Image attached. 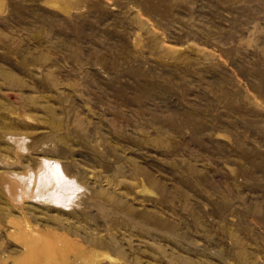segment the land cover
Listing matches in <instances>:
<instances>
[{
    "label": "rangeland",
    "instance_id": "rangeland-1",
    "mask_svg": "<svg viewBox=\"0 0 264 264\" xmlns=\"http://www.w3.org/2000/svg\"><path fill=\"white\" fill-rule=\"evenodd\" d=\"M44 1L0 0V264L22 215L51 264H264V0ZM43 171L72 213L13 206Z\"/></svg>",
    "mask_w": 264,
    "mask_h": 264
},
{
    "label": "bare ground",
    "instance_id": "bare-ground-1",
    "mask_svg": "<svg viewBox=\"0 0 264 264\" xmlns=\"http://www.w3.org/2000/svg\"><path fill=\"white\" fill-rule=\"evenodd\" d=\"M44 3L46 6L59 11H64L67 8V0H45ZM224 136L226 135L218 134L219 138H223ZM14 140L15 142L13 143H16L18 148H23V143L20 139L14 138ZM52 182H54L53 185ZM49 184L52 186H48ZM7 186V191H10L9 193H11V197L14 200L13 206L16 208H19V206H16V203L20 205L28 198H32V200L34 199L54 209L69 210L74 194L67 186L59 185L58 175L53 172L51 173V171L49 173L48 171L47 173L43 171L42 175L32 172L29 177L26 174L24 178L16 177V175L9 176ZM28 201L31 202L29 199ZM6 223L10 225V230L7 231L8 236L16 239V243L23 247V252L19 255L7 257L13 261V264H41L43 262V264H51L61 256L64 260H68L65 253L67 247L65 250L63 249L67 244L63 236L48 237L40 228L32 223L28 216L24 215H22V218L10 216L6 219ZM58 250L64 251L56 252Z\"/></svg>",
    "mask_w": 264,
    "mask_h": 264
},
{
    "label": "crops",
    "instance_id": "crops-1",
    "mask_svg": "<svg viewBox=\"0 0 264 264\" xmlns=\"http://www.w3.org/2000/svg\"><path fill=\"white\" fill-rule=\"evenodd\" d=\"M81 193V192H80ZM79 194V193H77ZM78 199L74 200V203L75 201H77ZM72 207V211L74 210V206H71ZM69 210L68 212L72 213V211ZM63 228V227H62ZM41 231L44 233V234H48V236H56V235H61L63 237H65L64 239H66V246L63 247V249L65 250L66 247H67V250H65L66 252V255H67V258H68V252L72 253L70 254L69 256V262H73L75 259L74 257H79L80 255H83V254H86L87 253V246L84 245V243L82 242H79L78 241V238L77 237H73L74 235L71 236V234L68 233V231H65L64 229H55L53 227H50L49 229H41ZM59 242V240H58ZM64 250H58L56 252H61V251H64ZM86 252V253H85ZM19 255V254H18ZM96 257V256H95ZM58 258V257H57ZM85 258V257H84ZM83 258V259H84ZM96 259V260H95ZM97 257L96 258H92L91 259V263L89 264H97L96 261H97ZM56 261V260H55ZM55 264V263H54Z\"/></svg>",
    "mask_w": 264,
    "mask_h": 264
}]
</instances>
